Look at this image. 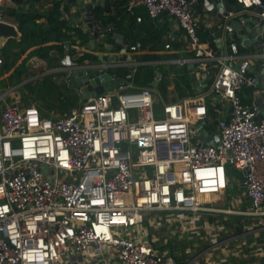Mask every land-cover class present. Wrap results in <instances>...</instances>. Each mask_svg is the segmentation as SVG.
<instances>
[{
	"label": "built area",
	"instance_id": "1",
	"mask_svg": "<svg viewBox=\"0 0 264 264\" xmlns=\"http://www.w3.org/2000/svg\"><path fill=\"white\" fill-rule=\"evenodd\" d=\"M195 1L126 0L125 13L137 21L142 16L135 9L142 6L150 18L165 11L183 30L189 54L159 59H140L139 39H125L114 23L83 12L89 42L113 32L120 47L101 61L77 63L68 56L63 65L106 70L114 85L81 98L67 113L43 116L35 104L22 102L18 85L0 88V264H179L154 234L148 237L147 225L188 214L264 215V87L250 73L254 57L264 67V32H253L249 44L256 51L242 54L239 25L246 17L224 22L239 11L248 12L253 28L264 24V0H199L201 11ZM205 10L218 27L209 36L220 52L199 37ZM0 20H8L1 6ZM219 28L229 33L230 52L222 49ZM175 34L163 35L165 49ZM3 63L0 52V68ZM157 64L189 65L197 89H209V100L165 101L157 117L153 89L128 80L140 65ZM112 66L123 68L124 77L110 72ZM243 87L254 89L253 101L243 100ZM200 126L208 140L198 138ZM218 170L222 187L228 171L240 172L249 209L198 199Z\"/></svg>",
	"mask_w": 264,
	"mask_h": 264
},
{
	"label": "crops",
	"instance_id": "2",
	"mask_svg": "<svg viewBox=\"0 0 264 264\" xmlns=\"http://www.w3.org/2000/svg\"><path fill=\"white\" fill-rule=\"evenodd\" d=\"M63 1V0H62ZM61 4L59 6V9L61 11L64 10V12L61 11V17L68 20V28H63L65 32L70 34L69 38L73 37L75 41L71 43L70 39H65L61 42L65 46L64 52L56 54V50L52 49L49 53L54 52V59L52 61H49L46 58L39 57L38 55H31V61L38 60V64H42L45 62H53L56 63L52 68L48 71H45V74H51L52 80H58L57 75H60L61 80L63 79L65 82V86L68 88H72L77 93L78 99L76 103L70 105L68 101H66V96L64 92H61L58 98L60 100H55L53 102L50 110L49 115H55V114H63L67 113L69 109L72 106H76L80 103V100L82 98V95L77 90V86L74 82H71L68 78L69 76V69L63 65V61L66 59L65 56H67L68 48L70 45L73 46L75 49V53L72 55V57L78 56L79 53L82 51H89L93 54L98 55V61L104 60L106 58V54L113 53L115 51H118L120 47L119 41L116 39L117 37L114 35L113 32H108L109 34H106L103 36V38H95L94 44L89 42V34L87 32L86 28V22L84 20V17L82 16V19L80 17H77L75 19L74 23H69L71 17V13L75 11L77 7H69L67 4ZM94 0H90V2H93ZM108 2L110 4V10L102 12L103 16L108 17L107 20H110V22L114 23V25L117 28V22L122 21L123 14L127 16L125 18V21L130 19V22L125 26L123 30L118 31L120 34L123 35L125 39L135 40L139 39L142 42L143 45V53H156L161 54L158 57L155 58H148V59H159L167 56H182L189 54V51L187 50V41H185V36L183 33V30L177 26L175 21L168 15V13L163 12L159 17L156 18H150L146 12L144 7L139 6L135 9V12L138 14H141L142 20L137 21L135 19V16L127 15L125 13V3L126 0H104V2H101V0L98 2V4L93 8L94 9L99 5H104L105 2ZM201 1L199 2V6L196 7L194 4V7L197 8L199 11H201ZM0 6L6 16V18L15 23L18 26V20H17V13H32L33 15H36V21L46 24V14L49 11V9L52 7V1L51 0H0ZM121 13L122 18L116 19L117 14ZM252 14V12H251ZM248 12H239L236 11L235 13L229 15L224 22L225 23H231L233 20H239L242 17H248ZM124 22V21H123ZM122 23V22H121ZM244 24V23H242ZM73 27L80 28L83 32H85L88 35V41L84 43H79L81 40L78 37H75V33H73ZM218 27L213 21V16L211 14V10H205L202 11V19L199 26V37L200 35L202 38H200L203 42H206L209 44L213 49H217L218 52L221 51L219 48V42L213 41L210 39L209 33L211 29H217ZM20 30V29H19ZM174 31L175 36L171 39L172 46L170 49L164 48V38L163 35L169 33L170 31ZM177 30V32H176ZM219 31L221 33V39H222V49L225 52H230L228 48V40H229V33L226 29L219 28ZM22 33V32H21ZM232 34L234 37L238 38L237 31L233 30ZM253 34V33H252ZM251 34V35H252ZM68 38V37H67ZM111 39V40H109ZM162 44L161 48H158V44ZM103 45L105 49L101 50L99 49L100 45ZM251 45V44H250ZM245 50L240 51V53H250L252 51H256L255 47L251 45L244 46ZM96 47V48H95ZM15 47H13L14 49ZM16 49V48H15ZM52 51V52H51ZM2 54V49H1ZM140 54V55H141ZM70 55V54H69ZM68 55V56H69ZM28 57V58H29ZM24 58V56L21 58V60ZM71 59V58H70ZM19 60V61H21ZM86 61V60H85ZM262 59L260 57H254L250 64V73L253 75H256L258 77V87H264V67L261 66ZM17 64V63H16ZM158 65V64H157ZM162 67H159L155 65V67L152 65V71L150 72L151 77V87L154 91V87L158 86L159 90H161V95L163 98H165V101H178L182 100L184 98H187L188 101H192V98H196L199 96H203L206 101L209 100V89L203 88L202 90H198L196 83L193 82L191 79V75L188 73L187 68L189 65H173V64H160ZM183 68L181 72H176V69ZM163 69L167 70L169 72V75L165 77L164 79V71ZM160 71L162 73V78L157 79L156 72ZM216 69L213 70L212 74H210V78L214 76V72ZM136 73V72H135ZM135 73L133 76H135ZM5 74V73H3ZM3 74L0 76V80L2 81L1 85H9L7 77H3ZM43 76L42 73H39V76ZM182 75L185 76V81H182L181 77ZM46 76V75H45ZM7 81V82H6ZM19 84V83H15ZM133 84L136 87L142 86V85H136L133 81ZM20 87V84L18 85V88ZM22 97L23 103H33L35 104L40 112H44L46 110H43V106H46L44 104H41L39 100H28L23 97V94L20 92ZM255 91L251 88H243L240 92V95L242 96L243 100L251 102L254 100L255 97ZM208 97V98H206ZM164 101V102H165ZM223 108L224 107H219ZM208 110L213 111V107L211 103H208ZM48 116V115H47ZM208 130H212L216 132L215 125L207 126ZM202 129H205L203 126L199 127V135L200 131ZM198 135V137H199ZM235 171H228V174L226 175L227 183L226 186L222 187V176L221 172L218 170L216 172L217 176L206 179L204 186L201 188L204 190L203 192H198L197 196H200V199L202 202L219 206V207H231L235 209H249L250 208V202L248 198L245 196V193L241 187L238 185V179L240 177V172L237 171L236 175L234 176L233 173ZM231 185H233L235 190V198H232V200L228 201L227 196L230 194V188ZM203 195V196H202ZM227 200V201H226ZM226 202V204H225ZM223 214H218V216L213 215H206L203 214L201 217L193 219L194 217H190L189 214L187 217H177V218H168L164 217L161 219L160 227L161 230L165 231V233H161L160 236L162 237V241H160V238L156 237L158 239V244H161L163 246H166L170 252H172L175 255V258L179 264H264V215L263 216H253V215H245L243 218H241V223L243 226V231L239 233H234L231 229V226L229 225V216L223 215L224 218L221 217ZM251 217V218H249ZM253 219V221H252ZM174 221V222H173ZM180 226L181 232L177 234H171L169 233L168 227L175 223ZM148 226V227H147ZM147 235L148 237H151L152 234H154L150 228V225H147ZM212 229V231H201V229ZM223 228L224 231L221 229ZM251 228V229H250ZM185 230H188L189 232H185ZM217 230V232H216ZM230 230V232H228ZM222 231V232H221ZM185 232V233H183Z\"/></svg>",
	"mask_w": 264,
	"mask_h": 264
},
{
	"label": "trees",
	"instance_id": "3",
	"mask_svg": "<svg viewBox=\"0 0 264 264\" xmlns=\"http://www.w3.org/2000/svg\"><path fill=\"white\" fill-rule=\"evenodd\" d=\"M52 1V7L49 9V11L46 14L47 23H41L36 21V15H33L32 13H17V20H18V28L20 29L21 36L19 39L16 38H10L6 41L2 49V55L4 57V63L2 67L0 68V76L5 73L12 71L9 73L8 76L12 77L16 83L20 81V77L23 73V64L25 60L31 56V55H38L39 57L46 58L49 61H52L54 59V52L49 53L50 50L54 49L59 53H62L64 49V45L61 44V42L65 39H70L71 43L75 41L73 37L69 38L70 34L65 32L63 28H68V20L61 17L62 13L59 9V6L61 4L62 0H51ZM72 1V0H68ZM110 10V4L106 1L104 5L97 6L93 11V16L95 20H100L103 23H110V20H107L108 17L103 16L102 12ZM120 16L119 19L122 18L121 13H118L117 16ZM116 18V16H115ZM125 14H123L122 21L117 22V28L120 30H123L125 26L130 22V19L125 21ZM118 19V20H119ZM124 21V22H123ZM122 22V23H121ZM128 22V23H127ZM73 33H75V37L80 38L81 40L79 43H86L88 41V35L83 32L78 27H73ZM109 34V33H107ZM199 34V30H198ZM203 36V35H202ZM200 35V38H202ZM68 37V38H67ZM111 40V39H109ZM13 47H16V50L12 49ZM158 48L162 47V44H158ZM96 48V47H95ZM99 49L103 50L105 49L104 46L101 44ZM245 50L243 46H239V52ZM68 54L71 60L82 63L83 61L87 60H97L98 56L96 54H93L89 51H82L78 54L76 57H72V55L75 53V49L72 45L68 48ZM161 54L156 53H143L139 55L138 57L140 59H146V58H155L156 56H160ZM24 58L19 61L20 58ZM19 61V62H18ZM17 63V64H16ZM22 67V68H21ZM152 65L150 67L146 65H140L135 73L134 82H137L138 85L142 86H150L151 85V74L152 71ZM123 72V75H125V70L121 69ZM141 78H137V77ZM1 79V78H0ZM182 81H185V76L182 75L181 77ZM132 80V81H133ZM2 81L0 80V84ZM186 83V81H185ZM68 103H70L69 100H67ZM74 103H70L72 105ZM43 116H47L44 112H41ZM245 215H230L229 216V225L231 226V229L234 233H239L243 231V226L241 223V218H243ZM146 221V220H145Z\"/></svg>",
	"mask_w": 264,
	"mask_h": 264
},
{
	"label": "rangeland",
	"instance_id": "4",
	"mask_svg": "<svg viewBox=\"0 0 264 264\" xmlns=\"http://www.w3.org/2000/svg\"><path fill=\"white\" fill-rule=\"evenodd\" d=\"M85 3H89L90 0H83ZM16 48V47H15ZM14 48V50H16ZM65 48V46H64ZM13 49V48H12ZM52 52V51H51ZM55 52V51H53ZM64 52V49L63 51ZM56 54H59L57 53L56 51ZM107 55V53H105ZM98 56V55H97ZM140 57V56H139ZM157 57V56H156ZM144 59V58H143ZM148 59V58H146ZM21 60V58L19 59ZM19 62V61H18ZM38 60H33V62L31 61V57L27 58L23 64V73L20 77V81H18L17 83L20 84V87H19V90L20 92L23 94V97L25 99H28V100H39V102H41V104H44L46 106H43V110H46L45 114L48 115V116H51L49 115V110L51 107L49 106H52L53 105V102H55V100H57V98L59 97V95L61 94V92H64L65 93V96H66V101L69 100L70 103H76L77 99H78V96H77V93H75L76 90L72 89V88H68L65 86V82L64 80L60 78V75L58 74L57 77H58V80H52V75L51 74H45V71H48L52 68V66H54L56 63H51V62H45V63H42V64H38ZM148 67H150L151 65H146ZM159 67H162V65H159ZM22 68V67H21ZM13 69V68H12ZM12 69H10V71L8 72H5V74H3V77H7V80L9 83V86H12V84H15L16 81H14V79L9 75V73L12 71ZM122 68L120 67H115V66H112V67H109L108 70L112 73H117L118 74V77H124L123 75V72L121 70ZM177 71L176 72H181L183 70V68H177L176 69ZM164 71V79L165 77H167L169 75V72L165 69H163ZM39 73H42L43 76H39ZM46 75V76H45ZM135 76H131L128 80H133ZM137 78H141L140 76L137 77ZM134 81V80H133ZM18 84V85H19ZM136 85L137 82H135ZM17 85V84H15ZM6 85H0V88L1 87H5ZM159 87L156 86L154 87V97H155V101H156V110H155V115L158 117L160 115V105L165 101V98H163V96L161 95V90L158 89ZM245 88V87H243ZM208 98V97H206ZM58 100H60V98H58ZM61 101V100H60ZM113 102H115V96L113 97ZM54 116V115H52ZM236 172L237 170L233 173V175L235 176L236 175ZM203 196V195H202ZM235 190H234V187L233 185H231V188H230V194H228L227 196V199L228 201L232 200V198H235ZM198 199H200V196H198ZM227 201V200H226ZM204 203V202H203ZM226 204V202H225ZM161 215L160 212L158 213H155V217L159 218ZM220 215V214H219ZM226 216H230V215H238V214H223ZM223 215H221L222 218ZM215 216L217 217L218 214H215ZM251 218V217H249ZM253 221V219H252ZM174 222V221H173ZM150 228L152 230V232L154 233V236L160 238V241H162V237L160 236L161 233H165V231L161 230V227H160V223H151L150 224ZM169 229V233L171 234H177L179 232H181L180 230V226L175 223H173L172 225H170L168 227ZM251 229V228H250ZM212 231V229H201V231ZM222 231L223 228L221 229ZM221 231V232H222ZM185 232H189L188 230H185ZM183 232V233H185ZM217 232V230H216ZM228 232H230V230H228ZM158 241V240H157Z\"/></svg>",
	"mask_w": 264,
	"mask_h": 264
},
{
	"label": "water",
	"instance_id": "5",
	"mask_svg": "<svg viewBox=\"0 0 264 264\" xmlns=\"http://www.w3.org/2000/svg\"><path fill=\"white\" fill-rule=\"evenodd\" d=\"M100 0H94L93 2L85 3L83 0H72L69 3V7H77L75 11L71 13V18L69 23H74L77 17H80L83 12H93V8L98 4ZM188 2L191 0H187ZM229 1V0H228ZM104 2V0H101ZM199 0H196L194 4L199 6ZM230 2V1H229ZM229 6V8H231ZM165 12V11H164ZM244 24L239 25L241 30L245 33L243 34V43L246 46L251 47L249 44V37L255 31L262 30L264 32V24L257 26L255 28L252 27V19L250 17H246L244 20ZM238 24L239 21H232L230 24ZM21 36V31L19 30L18 26L9 21V20H0V52L1 48L4 46L6 41L10 38L19 39ZM89 40H93V35L89 34ZM67 61L69 60L68 55L66 56ZM69 80L74 82L77 86V90L80 91L82 98L85 100L90 96L95 95L96 93H100L106 90L112 89L114 85V81L110 73L106 70H99V69H87L82 68L81 65H77L76 67L69 69ZM194 78V74L191 75V79ZM196 83V81L194 80ZM260 114L264 116V108H261ZM202 140H208L209 137L206 136V129H202L200 131V135L198 137ZM45 167V166H43ZM243 172H247V168L243 169Z\"/></svg>",
	"mask_w": 264,
	"mask_h": 264
},
{
	"label": "snow or ice",
	"instance_id": "6",
	"mask_svg": "<svg viewBox=\"0 0 264 264\" xmlns=\"http://www.w3.org/2000/svg\"><path fill=\"white\" fill-rule=\"evenodd\" d=\"M201 111H203V109H201Z\"/></svg>",
	"mask_w": 264,
	"mask_h": 264
}]
</instances>
